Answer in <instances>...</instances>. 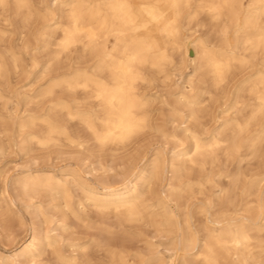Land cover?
<instances>
[{"label": "bare ground", "instance_id": "1", "mask_svg": "<svg viewBox=\"0 0 264 264\" xmlns=\"http://www.w3.org/2000/svg\"><path fill=\"white\" fill-rule=\"evenodd\" d=\"M14 1L19 8L30 3L29 0ZM191 1L93 0L87 3V0H54L55 4L63 3L69 7V23L63 27L64 37L59 45L66 49L77 41H83L84 50L91 51L95 65L90 69L77 70L63 83H53L45 95L57 85L70 90H84L95 107L89 109L91 113L78 116L90 130L94 141L100 147L123 148L154 124L150 99L141 87L149 80L147 70L163 73L161 65L167 61L174 62L175 54L182 52L180 65L193 64L195 72H204V77L211 80L210 86L188 102L187 117L188 120H196L195 125L207 133V125L201 121L209 113L208 99L202 101L204 95L209 94L210 100L224 96L228 76L239 67L252 66L259 58L263 68L258 69L237 92L236 105L243 104L238 109L239 115L224 119L213 137H202L193 126L182 128L180 125L184 123L185 115L169 104L173 116L167 123L171 128L169 136L179 146L185 144L186 136L192 141L191 146L180 150L171 160L165 156L166 152L152 158L145 155L141 160L142 166L140 164L142 188L139 189L137 183H124L110 186L108 193L98 195L94 191L95 185L88 184L86 201L89 200L101 213L114 212L115 227L119 229L145 218L151 221L159 218L156 222L160 227L164 226L167 236H172L174 245L175 257L168 264H193L191 255H195L202 264H264L260 260L264 256V0H248L247 3L246 0H199L195 15L206 11L212 22L222 26L219 44L194 40L186 35V26L181 22ZM7 2L0 0L2 5ZM232 30L235 41L229 36ZM109 39L114 41L111 47ZM170 75L165 74L167 78ZM188 83L192 84L191 80ZM245 92L250 97L248 102L241 100ZM187 97L185 92L180 95L181 100ZM60 107L67 110L65 105ZM67 113L75 115L69 110ZM28 127L42 131L40 137H36L37 132L34 131L26 134L38 145L47 146L56 141L50 135L56 130L48 120L32 117L25 121L19 127L22 136ZM20 143L24 148L23 138ZM220 152L225 154L226 164L236 162L233 171L223 170L219 164ZM66 177L36 174L33 170L14 184L22 195L30 199L47 191L60 196L69 207L73 199L72 187ZM216 177L228 179L226 186L220 187L219 197L193 200L204 194L208 186L215 183ZM156 182H160L157 191L153 188ZM9 185L3 189L7 205L8 200L13 201L14 198L6 197ZM148 193L154 194L156 201L146 199ZM3 211L4 206L0 203V213ZM105 233L110 235L113 231L108 228ZM57 243L56 236L46 234L41 245L32 242L23 247L22 255L36 257L50 247L60 264H82L77 257L57 249ZM128 252L103 239L94 243L95 254L90 261L94 260L95 264H151L154 259L153 255L144 258L136 253L134 256H138L140 261L134 257L132 260ZM16 260L15 255L5 257L0 254V264H14Z\"/></svg>", "mask_w": 264, "mask_h": 264}, {"label": "rangeland", "instance_id": "2", "mask_svg": "<svg viewBox=\"0 0 264 264\" xmlns=\"http://www.w3.org/2000/svg\"><path fill=\"white\" fill-rule=\"evenodd\" d=\"M92 1L87 0V3ZM29 2L27 6L21 8L15 5L14 0H8L4 5L0 4V203L4 206V211L0 213V254L5 257L15 255L17 260L14 264H60L50 247L43 249L36 257L22 255V250L32 242L41 245L47 234L57 237V249L68 256L77 257L82 264H93L94 260L90 259L95 254L94 243L103 239H108L118 248L128 250L131 259L134 257L140 261L138 256H134L136 253L143 255L144 258L153 255L155 260L150 261L151 264H168L175 257L174 245L171 242L172 236H167L164 226L160 227L156 222L159 218H155L154 221L145 218L132 226L116 228L114 212L101 213L89 200L86 201L88 184L95 185L94 191L98 195L108 193L110 186L115 187L124 183H137L139 189L142 188L140 164L145 155L152 158L155 154L161 155L166 152L165 156L171 160L180 153V150L187 149L192 144V141L184 136L186 142L179 146L169 136L171 128L167 123L169 119H173L169 104L176 109L175 111L185 115L184 123L180 125L182 128L193 126L202 137L211 138L224 119L239 115L238 109L243 104L236 105L237 92L253 78V75L255 76L258 69L263 68L261 60L258 58L252 66L234 70L225 82L224 96L220 98L217 96L218 100H210L209 94L204 95L202 101L208 99L209 113L205 118H201L208 129L207 133H203L202 127L195 125L196 120H188L190 107L188 102L208 89L211 80L204 77L203 71L195 72L193 64L180 65L182 52L176 53L174 62L167 61L161 65L163 73L147 70L149 80L141 85L142 91L150 99L149 108L155 119L154 124L144 129L123 148L100 147L78 116L86 112L91 113L89 109L95 107L84 90H70L64 85H57L50 94L45 95L53 83H63L77 70L93 67L95 59L90 55L91 51L84 50L83 41H77L66 49L59 45L64 37L63 27L69 23L67 5L55 4L54 0ZM189 6L185 9L181 22L186 26L184 29L186 35H190L194 40L203 39L219 44L221 24L212 22L206 11L195 15L199 0H192ZM229 36L235 41L233 30ZM108 41L111 47V42L114 41L113 39ZM166 73L171 75L167 78ZM190 80L192 84L188 83ZM182 92L187 94L188 99L181 100ZM249 98L245 92L241 100L248 102ZM60 105L67 106V110L75 115H68L67 110L61 109ZM93 114L99 115L100 112ZM31 116L48 120L56 130L50 134L56 141L41 146L35 139L31 140L26 134L34 131L37 132L35 136L40 137L42 131L40 132V128L37 127L34 130L32 127L26 128L25 136H22L19 127L32 118ZM22 138L24 148L20 143ZM16 139L19 141L16 142ZM220 154L219 164L223 170L233 171L236 162L226 164L225 154L223 152ZM33 170L36 174L67 176L72 187L73 199L70 206L66 207L60 196L51 195L47 191H42L32 199L22 195L14 183L20 178L23 180L25 175ZM226 181L228 179L225 177H216L215 183L193 200L216 199L220 195V187L226 186ZM7 185L10 189L6 197H14L13 201L8 200L9 205L4 203L3 195V189ZM159 187L160 182L153 185L155 191L159 190ZM153 195L148 193L146 199L156 201ZM108 228L113 234L105 233ZM203 234L201 233V236ZM82 247L87 249L84 250ZM262 254L264 255V252ZM190 259L194 261L193 264H202L200 260H196L195 255H191ZM260 260L264 261V256Z\"/></svg>", "mask_w": 264, "mask_h": 264}]
</instances>
